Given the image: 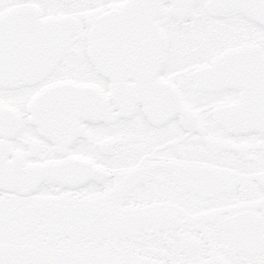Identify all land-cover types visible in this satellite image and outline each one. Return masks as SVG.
Listing matches in <instances>:
<instances>
[{"label":"flooded vegetation","instance_id":"flooded-vegetation-1","mask_svg":"<svg viewBox=\"0 0 264 264\" xmlns=\"http://www.w3.org/2000/svg\"><path fill=\"white\" fill-rule=\"evenodd\" d=\"M0 264H264V0H0Z\"/></svg>","mask_w":264,"mask_h":264},{"label":"water","instance_id":"water-1","mask_svg":"<svg viewBox=\"0 0 264 264\" xmlns=\"http://www.w3.org/2000/svg\"><path fill=\"white\" fill-rule=\"evenodd\" d=\"M130 7H131V3H129L127 6H124L122 10H120L119 12L111 14L106 18L103 24L110 28L113 23L124 22L127 18V12ZM98 36H99V32L97 28L95 31H92L90 35V52L92 58L95 56V49L98 48V46H96L98 41ZM139 102L147 103V97L145 95H141L139 97ZM169 102L170 103L173 102V96H168V97L165 96V107L167 106L166 108L167 110H172L171 104L170 106H168Z\"/></svg>","mask_w":264,"mask_h":264}]
</instances>
